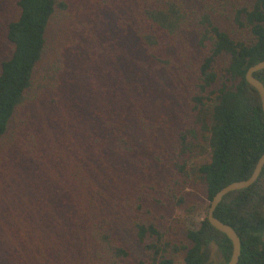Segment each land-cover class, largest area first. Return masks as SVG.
I'll list each match as a JSON object with an SVG mask.
<instances>
[{
	"label": "trees",
	"instance_id": "1",
	"mask_svg": "<svg viewBox=\"0 0 264 264\" xmlns=\"http://www.w3.org/2000/svg\"><path fill=\"white\" fill-rule=\"evenodd\" d=\"M70 4L77 10L69 39L50 46L52 20L69 15ZM16 6L6 25L10 56L0 63V139L32 90L54 95L61 112L48 141L34 146L40 158L30 149L21 166L30 170V193L0 220V264H174L157 225L143 219V197L162 190L160 168H148L158 147L161 157L179 160L193 137L209 149L196 169L208 205L250 175L264 153V119L244 75L264 60V0ZM46 64L48 77L35 83ZM254 75L264 84V70ZM39 171L42 182L32 179ZM214 216L240 238L237 264H264V167L253 185L224 196ZM184 239L173 248L182 264H207L210 244L222 264L230 257L229 240L206 216Z\"/></svg>",
	"mask_w": 264,
	"mask_h": 264
},
{
	"label": "rangeland",
	"instance_id": "2",
	"mask_svg": "<svg viewBox=\"0 0 264 264\" xmlns=\"http://www.w3.org/2000/svg\"><path fill=\"white\" fill-rule=\"evenodd\" d=\"M16 2L17 0H0V63L10 56L11 45L6 40V25L17 15ZM73 7L76 12V5L70 4L69 11L64 13L69 15L52 20L48 36L51 41L50 46L56 42L68 41L70 26L73 23V15H71ZM48 73L46 64L37 70L35 83L38 78L41 83L48 77ZM50 74H53L52 71ZM53 99L54 95L48 92L40 93L38 89L32 90L29 98L17 110L7 134L0 139V220L10 218L9 212L21 205L30 193L29 186L25 187L24 184V177L30 178L28 173L30 170L26 174L21 166L31 152L30 149H34L35 145L39 147L44 143L45 138L48 141L50 127L60 122L61 109L59 104L56 106ZM183 106V103H178L177 110L188 116L187 106L181 111ZM32 151L33 156L40 158L42 153L39 149L35 148ZM177 158L176 155L161 157L159 147L153 154L154 161L148 169L160 168L156 181L160 183L162 190L156 196L147 194L143 197L145 210L143 219L157 225L164 242L169 244V256L173 258L174 264H182V253L175 252L173 248L186 244L185 230L189 227L197 228L207 212L205 187L198 178L196 169L199 164L208 161L209 149L206 144L191 137L189 151L179 160ZM32 166L37 165L32 162ZM151 172L153 173V170ZM45 175L44 171H39L32 179L42 182ZM153 182L154 179L147 173L142 180L146 192L153 189ZM130 245L133 246L132 243ZM206 252L207 264H222L215 245L210 244ZM124 264L136 263L130 260Z\"/></svg>",
	"mask_w": 264,
	"mask_h": 264
},
{
	"label": "water",
	"instance_id": "3",
	"mask_svg": "<svg viewBox=\"0 0 264 264\" xmlns=\"http://www.w3.org/2000/svg\"><path fill=\"white\" fill-rule=\"evenodd\" d=\"M261 70H264V60H261L251 65L246 70L244 78L245 81L248 83V85L254 88L258 94L260 107L264 119V84L254 75L255 73ZM263 167H264V153H262L258 157L250 175L247 178L236 180L223 186L212 196L211 200L209 201V205L206 213V220L208 224L216 231L225 235V237L229 240L231 244V253L226 264L238 263L240 257L241 241L234 228L217 219L214 216V211L216 207L219 205V203L222 201L223 197L226 196L228 193L237 190L246 189L251 185H253L255 181L258 179Z\"/></svg>",
	"mask_w": 264,
	"mask_h": 264
}]
</instances>
